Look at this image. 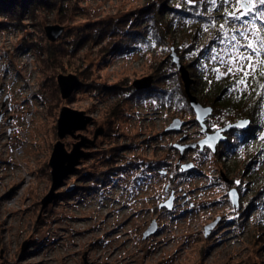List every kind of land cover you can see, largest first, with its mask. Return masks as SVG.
Masks as SVG:
<instances>
[{"label": "rangeland", "instance_id": "1", "mask_svg": "<svg viewBox=\"0 0 264 264\" xmlns=\"http://www.w3.org/2000/svg\"><path fill=\"white\" fill-rule=\"evenodd\" d=\"M159 1L58 0L19 9L0 2V264H264V100L248 117L251 126L229 133L217 153L198 144L243 117L227 116L231 100L240 106L264 95L259 74L247 89L234 90L240 74L217 79L232 45L255 41L262 22L229 17L234 0H168L202 18L177 17L160 41L151 35L132 44L137 14ZM55 24L65 30L51 41L45 27ZM245 29L248 40L240 35ZM173 50L194 79L192 92L214 109L206 130ZM70 73L82 84L65 99L57 77ZM146 75L154 76L151 89H137L134 80ZM65 105L94 118L83 133L93 138L101 126L104 133L43 208ZM175 119L184 123L168 130ZM63 141L70 150L76 139ZM188 162L194 167L183 169Z\"/></svg>", "mask_w": 264, "mask_h": 264}, {"label": "water", "instance_id": "2", "mask_svg": "<svg viewBox=\"0 0 264 264\" xmlns=\"http://www.w3.org/2000/svg\"><path fill=\"white\" fill-rule=\"evenodd\" d=\"M65 27L63 25H47L45 27V32L49 40L56 41L64 32ZM173 61L177 65V70L181 74V78L184 82L185 92L188 96L191 107L196 112V118L201 123H203L206 130V125L204 121L206 118L213 113L212 106L203 105L198 97L192 92V83L194 79L190 76V71L188 67L182 63L180 57L177 55L176 51H172ZM61 95L63 98L67 99L78 89L81 84V78L74 73L70 74H59L57 77ZM154 82L153 75H146L134 80L133 85L139 89L144 90L151 88ZM94 118L87 114L84 110H78L72 108L68 105L62 107L60 116L58 119V137L59 139L54 145L52 156L50 159V166L52 168V186L49 193L42 200V207L48 206L55 198L58 197V188L64 185L65 179L74 173L78 169V165L81 163L82 159L88 158L91 155L90 147H94L96 140L99 135L104 133V127H98L94 133L93 138H90L87 134L83 133L84 130L88 128V125L92 123ZM252 120L248 117L240 118L235 122L228 123L215 130L214 132L207 133V136L203 138L198 144L201 149L205 147L210 148L214 153L218 151V145L222 142L228 140V133L234 129H247L251 126ZM184 122L180 119H175L173 124L168 127L170 129L179 130L180 126ZM70 135L76 139L73 143L72 148L68 150L63 139ZM197 143L188 145L187 147H196ZM185 147H181L184 149ZM183 169L189 170L194 167L192 162L182 164ZM233 205L238 204V194L236 190L230 192ZM173 196L165 203L169 207L172 206ZM219 219L208 224L205 227L206 233L208 234L210 230L217 224ZM156 230V224L150 227V229L145 233V235L151 234Z\"/></svg>", "mask_w": 264, "mask_h": 264}, {"label": "trees", "instance_id": "3", "mask_svg": "<svg viewBox=\"0 0 264 264\" xmlns=\"http://www.w3.org/2000/svg\"><path fill=\"white\" fill-rule=\"evenodd\" d=\"M57 1L58 0H0V2L2 3L4 2L6 5H9L11 7L13 6V8L15 7L16 9H19L20 6L26 7V6H30L31 4H35L37 6L41 5V6L53 7L54 5H56ZM167 2L168 0H161L158 3H155L146 9H142V11H140L137 14L134 27H133L135 31L132 32V37H133L132 44L146 42L147 36L151 37V35L157 38L158 41H160L164 36L163 35L164 32L166 30H170L171 26H173L174 24H177V21H176L177 17L191 19L193 22H196L197 19L202 18V15L200 13L198 14L197 10L189 11V10L178 8V7H168ZM166 12L171 13V15L167 18H165ZM204 19L208 20V17L205 16L203 20ZM146 22H147V25H145L144 27H141ZM149 25L152 27V30L148 29ZM99 35L101 37H104V35H101V33ZM196 37H197V33L195 31V34L193 35L192 38L196 39ZM190 46L192 47L191 49L193 50V52H196V47H195L196 45L192 43V45ZM118 48L124 49V45L120 44ZM202 53L203 52L200 51L198 56L193 59L192 61L193 66L194 65L198 66V61L200 60ZM192 88L194 89V85L192 86ZM223 93L224 92L221 91L219 95L223 97L224 95ZM263 98H264V95L261 92V95L260 96L258 95L257 97H255L253 101L252 99H250V101L246 102V105L242 103L240 106L237 105L238 99H233L231 100V103H229V106L227 109V112H228L227 116L231 118H237L239 116L254 118L255 116L258 115V112L260 111L262 101L264 100ZM243 117H239V118H243ZM235 130L237 132L238 129H234L229 132H232ZM225 143L227 144L228 141H226ZM223 145L225 144L223 143Z\"/></svg>", "mask_w": 264, "mask_h": 264}, {"label": "snow or ice", "instance_id": "4", "mask_svg": "<svg viewBox=\"0 0 264 264\" xmlns=\"http://www.w3.org/2000/svg\"><path fill=\"white\" fill-rule=\"evenodd\" d=\"M214 2L215 0H213ZM223 3H233V0H223ZM228 16L234 20L250 17V22L253 25H255L257 20L262 22L261 26L256 28L253 33L257 37L255 41L248 40V36L246 35L247 29L240 33L248 42L240 45L237 41L232 45L234 52L230 54L229 67L225 73L217 76V79H219L221 75L240 74L241 78L236 81L237 87L234 90L239 89L241 86L247 89L249 87L248 78L250 76L252 78H255L256 74L264 76V59L261 58L264 56V36H261V33H264V0H234L233 10L228 13ZM248 22L245 21V23ZM220 27L223 29L224 25ZM232 39L236 40V37L233 36ZM241 48L244 49V52L240 51ZM220 62L222 64L225 63L223 60ZM260 88L264 89V84H261Z\"/></svg>", "mask_w": 264, "mask_h": 264}, {"label": "bare ground", "instance_id": "5", "mask_svg": "<svg viewBox=\"0 0 264 264\" xmlns=\"http://www.w3.org/2000/svg\"><path fill=\"white\" fill-rule=\"evenodd\" d=\"M212 114H214V113H212ZM25 171H26L27 178L29 179V178H30V175H29V173L27 172L26 169H25ZM22 184H24V181L22 182ZM28 188H29V191H30L31 189H30V187H29V183H28V184H25V185L23 186L22 191L24 192V191H26ZM31 188H32V187H31ZM14 200H15V199H14ZM14 200H12V201H14ZM16 200H19V198H16Z\"/></svg>", "mask_w": 264, "mask_h": 264}, {"label": "flooded vegetation", "instance_id": "6", "mask_svg": "<svg viewBox=\"0 0 264 264\" xmlns=\"http://www.w3.org/2000/svg\"><path fill=\"white\" fill-rule=\"evenodd\" d=\"M227 133H228V132H227ZM229 133L231 134V132H229ZM229 133H228V134H229Z\"/></svg>", "mask_w": 264, "mask_h": 264}]
</instances>
